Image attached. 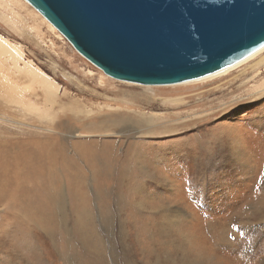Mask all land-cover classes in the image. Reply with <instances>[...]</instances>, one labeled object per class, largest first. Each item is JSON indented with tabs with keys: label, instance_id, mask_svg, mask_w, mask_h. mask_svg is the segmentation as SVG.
I'll use <instances>...</instances> for the list:
<instances>
[{
	"label": "rangeland",
	"instance_id": "374dc122",
	"mask_svg": "<svg viewBox=\"0 0 264 264\" xmlns=\"http://www.w3.org/2000/svg\"><path fill=\"white\" fill-rule=\"evenodd\" d=\"M0 39V264H264V51L130 84L24 0H0Z\"/></svg>",
	"mask_w": 264,
	"mask_h": 264
},
{
	"label": "water",
	"instance_id": "95a60500",
	"mask_svg": "<svg viewBox=\"0 0 264 264\" xmlns=\"http://www.w3.org/2000/svg\"><path fill=\"white\" fill-rule=\"evenodd\" d=\"M106 75L172 84L264 45V0H25Z\"/></svg>",
	"mask_w": 264,
	"mask_h": 264
},
{
	"label": "bare ground",
	"instance_id": "6f19581e",
	"mask_svg": "<svg viewBox=\"0 0 264 264\" xmlns=\"http://www.w3.org/2000/svg\"><path fill=\"white\" fill-rule=\"evenodd\" d=\"M25 1V0H24ZM27 2V1H26ZM28 3V2H27ZM29 4V3H28ZM31 5V4H29ZM32 6V5H31ZM33 7V6H32ZM34 8V7H33ZM35 9V8H34ZM36 10V9H35ZM37 11V10H36ZM38 12V11H37ZM39 13V12H38ZM40 14V13H39ZM48 23V25L50 26L51 29H55L56 31H58L42 14H40ZM58 33L63 36L59 31ZM64 37V36H63ZM65 38V37H64ZM66 39V38H65ZM67 40V39H66ZM68 41V40H67ZM69 42V41H68ZM70 43V42H69ZM71 44V43H70ZM8 44L1 40L0 39V52L2 54H6L5 56L10 58L11 59V63L12 65L17 66L16 64V61L18 59H20V56H16L14 54V50L10 47L7 46ZM72 45V44H71ZM73 46V45H72ZM75 49V48H74ZM76 50V49H75ZM77 51V50H76ZM261 51H264V45L259 47L258 49H256L255 51H253L252 53L248 54L247 56H245L244 58L240 59L239 61L229 65V66H226L224 68H221L217 71H214L212 73H209V74H206V75H203V76H200V77H197V78H194V79H190V80H186V81H181V82H177V83H172V84H185V83H189V82H196V81H203V80H207V79H210V78H213V77H216L217 75H221V74H224L226 71H228L229 69H232L248 60H250L252 57H254L257 53H260ZM78 52V51H77ZM79 53V52H78ZM82 57H84L81 53H79ZM86 60H88L86 57H84ZM91 64H93L95 67H97L94 63H92L90 60H88ZM264 62V55L261 56L259 59H258V63H262ZM29 64V63H28ZM30 65V64H29ZM98 68V67H97ZM29 74L32 76V77H37L38 80H39V84L41 85L42 89L44 90V92L46 93H49V94H52V92H54V90L51 89V82L49 81V79L47 78V76H45L43 73L41 72H37V70L35 69H30L29 71ZM110 77V76H109ZM248 77V76H246ZM245 77V78H246ZM31 78V77H30ZM33 79V78H31ZM248 79V78H247ZM120 81H123V80H120ZM123 82H127V83H130V84H140V83H136V82H130V81H123ZM160 85H170V84H160ZM156 86V85H154ZM105 117V116H104ZM144 122V121H143ZM147 122V121H145ZM103 123V122H102ZM76 135V134H75ZM49 146V145H48ZM46 148V147H45ZM62 148V147H61ZM56 149L58 150V147H56ZM52 150V149H51ZM52 152V151H51ZM44 157L45 155L43 156V160H44ZM52 158V157H51ZM54 158V157H53ZM50 159V158H49ZM100 159V158H99ZM98 158H96V160H99ZM43 162V161H42ZM45 162V161H44ZM55 163V162H54ZM54 163H50L48 165H44L40 170H41V174L43 175H46V181L50 180V178L53 176V173H52V170H53V165ZM67 163V162H66ZM44 164V163H43ZM56 164V163H55ZM40 166V165H39ZM56 167V166H55ZM40 168V167H39ZM19 178H23L22 176H20V173H19ZM41 178V177H40ZM43 178V177H42ZM41 179H37L35 180V182L37 184H40L43 182V180ZM51 190V189H50ZM44 192V191H43ZM53 193V192H52ZM49 200V199H48ZM51 208V206H50ZM49 208V209H50ZM34 209V208H33ZM32 210V208H31ZM37 210V209H36ZM48 210V209H47ZM33 211V210H32ZM85 212V211H84ZM42 213V212H41ZM87 215V214H86ZM51 217V216H50ZM52 219V218H51ZM45 224V223H44ZM46 225V224H45Z\"/></svg>",
	"mask_w": 264,
	"mask_h": 264
}]
</instances>
